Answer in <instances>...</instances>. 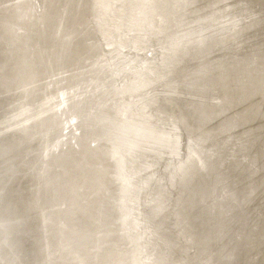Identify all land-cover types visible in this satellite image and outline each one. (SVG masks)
<instances>
[{
  "label": "bare ground",
  "instance_id": "bare-ground-1",
  "mask_svg": "<svg viewBox=\"0 0 264 264\" xmlns=\"http://www.w3.org/2000/svg\"><path fill=\"white\" fill-rule=\"evenodd\" d=\"M220 1L221 0H0V28L3 32H6V34H9V38L7 39L0 36V42L4 44V46L0 48V55L2 56V59H0V69L3 68L7 58L14 56L12 64L17 67L13 74V78L16 81V85L19 83L24 85L23 89L28 87H39L38 83H32V85H30L31 81L35 82L40 74L45 76L44 84H46V87L42 90L48 93L47 91L49 89L51 96L48 95L47 99L42 97L39 103L40 106L43 103H45V105L49 104L51 100L57 96L56 93L52 92L53 88H57L60 91L59 95L61 96L62 103H52L50 108H59L61 105H65L68 110H71V107L68 105L69 103L75 104L82 102L83 95L87 92L86 89L94 90V92H96V99L88 105L87 112L102 117V113H107L105 108L111 106L110 104L113 102V105L117 104L120 108L119 112H117V116L121 118L120 123H126L125 125H127L129 121L134 118L133 109L129 104L137 102L138 104L134 110L137 109V112H140V108H142V114L146 115V122L152 123L150 121L153 119V123L146 128V136H143L145 133H142L144 143L140 146V149L138 148V153L143 154L148 148L146 143L155 142L156 139L166 141L165 138L169 136V133L166 132L168 127L165 128V126L169 125L167 121L171 122L172 117L173 119L175 117L176 123L180 125V129L182 128L181 130L184 131L187 127H191L184 119L181 106L185 103H187L188 106L195 105L190 100L193 102L196 101L199 105V96L206 93L203 89L208 88V86L211 88V75L213 71H211L210 62L212 60L211 58H206V54L202 55L201 51L204 50L202 45L205 43L206 39L213 37V35H210L213 32L211 31L205 34V26L209 25V23L201 26L203 23H200V20L202 19L201 22H203V20L210 18V21H212L211 18L220 10L221 6L218 5ZM253 2L254 4L246 0L247 5L251 6L252 4L254 6L251 15L257 14L256 19L258 21L257 23L254 21L251 30L245 34L244 41L251 39L254 48L261 50L262 48L264 49V32L261 33L263 39L257 42L258 37L256 36L259 30H255L264 25V23H262V18L264 17V0H254ZM167 3L171 4L172 9L170 8V10H167V8H165V4ZM229 5H231L230 2ZM168 14L170 15L169 21L171 23L165 25ZM251 15L247 13L246 16ZM160 18L162 19L157 21ZM181 22L187 24L188 29L191 23H198L196 24L198 29L195 31V33L198 34L194 37L196 44L191 42L188 45H183V47H187L186 49L188 53H190V55L184 59L186 60L185 64L187 69L183 71V74H181L179 78L175 77L178 74V70L171 65H166L165 68L161 70L162 72H160L159 76L154 72V68H157L160 66L161 62H163L162 58L166 57L164 53L180 47V43L184 36H189L191 33H182L183 29L181 27ZM237 22L236 20L235 25H237ZM168 30H171L172 36L164 43H160L156 36L161 34L163 36ZM254 31L255 33H253ZM92 34L98 35L99 39H103L105 35L125 39L132 36L133 38L130 41L125 40L124 43L118 40L119 47L117 49L113 47V40L104 43V46H106L105 48L109 47V49H106L109 55L108 61L113 63L120 58L122 62L118 63L124 68L123 71L132 70L130 72L133 73V78H131V82L133 83L125 84L122 89V91H129L128 96L125 92L117 93V103L114 99L115 95L113 94H106L105 92V94L100 95L103 91L101 89L106 87L104 84H98L97 77L91 76V78H87L82 82L77 80V78L80 80L81 75L79 74H82L83 70V55L86 54L85 58H89L94 48V41L97 40L95 39L96 35L93 37ZM143 36L146 39H152L150 43L154 44L155 47L153 45L140 46L137 40L145 42L146 39H144ZM249 43L250 42H248V44ZM153 48H159L157 55L153 54L139 61L134 60V57L132 58L130 55V53L135 52L139 54L146 49H149L150 52ZM126 56H128V58H125ZM74 60L79 62H75L74 64ZM131 62L134 64H131ZM94 64L95 63L91 62L90 66ZM242 66L245 69L250 67L242 76H236L233 72L226 73L223 77H219L217 82L218 85L225 86V88L227 87V92L219 94L217 101H214L211 106L208 104H206V106L216 111V118L221 119L222 117L223 119L224 117L227 122L232 121L230 116L236 119L237 116H239L241 121L239 127L241 128V126H244V130L248 132L250 142L247 152L249 153L250 151L251 153L248 161L250 162V160L254 159L256 165L253 171L255 175L249 181L251 193L247 206L251 209L252 215H250L251 217L249 220L247 219L248 223L246 222L248 239L247 237L245 238V264H264V162L263 164H260L262 161L260 163L258 162L260 157L264 159V135H258L260 131L258 122L259 120V123L264 122V54L261 53L260 55L258 52H255L254 59L253 61L251 60V65H249L248 62H244ZM111 71L117 77L115 83L118 84V86H122L121 84L124 83V79H128V77L123 76V73L117 68H113ZM149 72L152 73L153 77L151 79L152 81L147 83L144 82V76ZM164 76L165 78H162ZM181 76H186V78L181 79ZM174 77L178 79V83L177 81L176 83L179 85L168 88L166 91L162 84L159 85L164 79ZM0 79H4V77H0ZM180 80L183 81V83H180ZM92 84H94V88L91 87ZM144 86L147 87L144 88ZM4 87L5 89L8 88V86ZM137 87H141L140 90L143 92H137ZM242 94H244L243 99L239 102L236 101L235 98ZM229 96L234 99L233 102L231 101L232 108H230L229 105ZM251 96H255V99L250 100L248 103ZM141 97L145 99L153 98V101L146 107V102L142 103L145 99L140 100ZM25 100L28 101L27 98H24L22 101ZM160 100L163 102H170L169 111L159 104L161 102ZM216 103L217 105L219 103L222 104L216 107ZM2 105L3 101H0V106ZM40 108L41 107L37 108L38 111L34 115L27 116L17 125L22 124V129L26 130L28 126H25V124L28 120L34 119L35 123L42 121L44 115L48 113H45V109L41 110ZM14 109L15 108H13V110ZM19 109L21 111L25 110L24 107H20ZM1 113L2 111H0V114ZM19 115L20 114H15L14 116L17 117ZM78 117H81L79 109L73 110L69 117L63 112L58 119L59 121L56 120L55 124H62L64 130H67L69 122H73ZM179 119L180 121H178ZM102 120V123L108 122L105 119ZM54 125L52 123L48 125L47 123L45 131L43 128V134L41 136L38 135L41 137L39 145L41 146L40 154L42 155V165L41 169L38 167L37 170H39V174H44L51 169L53 170L52 173L51 171L49 172L50 174L46 173L41 184L37 183V181H39V174H36V176L32 178L27 169L20 173L21 181H32L35 186H32L31 191L30 188L25 189L29 191L28 193L25 191V196L27 197V203H31L32 199L36 202L38 199L35 206L31 207L32 209L35 208L36 213L42 212L43 210L41 196L44 195L45 192L47 193L48 190H51L49 187L52 185H50V183H53L54 175L61 173L64 169L61 161L52 164L49 158L54 148L58 149L55 142L49 144L50 140H45V137H47ZM89 125L90 124H86L87 127H89ZM1 126L3 125L0 123V128ZM86 126L84 125V127H81V130L80 127L75 128L77 131L81 132L74 135L72 138L74 139L73 143L75 142L77 144V148L71 154L70 172H72L71 177H74L73 182L65 187L63 192L64 196L60 200H55L53 195L50 194L45 202V207L51 206L54 208V211H56L55 209L62 210L59 216H50V219H52V224L57 227L56 232L67 237L62 246V249L65 251V259H67V257L71 258L72 253L69 249L71 246L70 243L75 244L76 242H74V240L85 232L83 235L89 234V239L82 242L84 245H89L91 248L92 259L90 264H122L123 262L120 256L125 253V250L120 246L119 237L121 236V232L127 233L129 228L132 227L140 232V236H145L149 243L152 241L153 251L144 252L143 255V258H151L154 256V252H156L159 244H162L160 238L161 229L157 225L158 223H155L154 215L157 213L149 209L151 197L149 194H146L142 199V207L139 209L136 207L133 197L129 198L123 196V194L121 195L120 188L123 185H127L131 181V178L135 180L138 174H141L145 169L151 167L153 163L152 159L150 155H139L138 158L136 157V163L138 164H133L128 153L132 151V144L136 138V134L128 130L116 132L113 128L104 125H102L100 129H105L108 132L106 134H100V129L99 133H97L98 130H92V133L97 135L89 137L87 148H82L76 137H80L84 134V130L87 128ZM193 126L197 133L196 135H191L196 138V146L193 148V151L200 165L199 171L202 172V170L205 169L203 167L206 166V162L204 158L200 156V152L197 151L196 148L198 147L197 149H201V147L209 146L213 149V145H215L214 142L218 138L211 139V135L203 134L202 131L204 129L199 123L196 124L193 122ZM262 126H264V124ZM28 130L29 132H25V134L22 133L23 138H21L20 142H15V145H20L24 143V141L30 140L28 137L34 135L32 134L34 132L29 128ZM53 130H55V128H53ZM148 133L150 134L149 137L147 135ZM64 135H66V133ZM136 140L138 141L139 139ZM252 141L254 152L251 147ZM8 147L7 144L0 143V153L2 154H0V156L4 163H8L12 160V155H8ZM26 149H29V147ZM163 149L168 162L172 156L171 150L167 151L166 148ZM27 152H29V150H27ZM2 156L6 158L4 159ZM133 156L134 154L131 153L130 157L132 158ZM111 158L113 160L115 158L118 161L116 166L112 164ZM45 160L51 163L45 162ZM35 165V161L32 162L31 166ZM90 169L92 172H90ZM215 169H217L216 175L218 178L213 185H216V190H219L217 194L218 204L219 201H221V203L225 201L227 204L232 203L235 188H231L227 181L230 172L228 171L227 174L223 169L220 170L217 167H215ZM95 170L98 172L95 173ZM117 170L120 171L119 176L115 175V171ZM108 175L110 181H107ZM133 181L130 182L131 186L134 184ZM243 185L242 182V186ZM110 191L111 199L108 198V201H113L116 206L117 204L119 205L118 202L121 199L126 201L128 211L123 212V216L128 220L132 219L134 226L130 224L123 225L121 223V225L116 227V222L118 220L117 217L113 215L109 219L108 228L104 231L105 235H101L103 230L101 229L102 214L100 207L102 202L106 200L104 196ZM160 191L161 190H159V192ZM161 197L157 201L158 208L164 205V199ZM87 205H90L88 206L90 208H88ZM1 209L4 211L5 208L3 205ZM148 209L150 211H148ZM23 210L24 213L22 215H28V209L26 210L25 206ZM140 211H144L142 218L139 215L141 213ZM229 212L230 208L224 210V213ZM230 215L233 217L234 213ZM122 222H124V220H122ZM173 224L180 226L178 220L174 221ZM43 225L44 222L41 220V228H43ZM84 226L88 227L81 230ZM238 229H241V227ZM205 230L209 231L208 229ZM175 231H177L175 236L176 239L172 243L179 244L183 242L185 244V249H183L185 257L181 260L174 258L176 262H173L174 264H210L204 263L202 257L198 256L197 253L199 250L198 243L206 242L204 239L200 238V241L197 238L195 239V237L191 235L193 233L190 234L181 226L177 227ZM107 232H110V235ZM39 233L45 235L43 229H41ZM46 233L47 235H51L52 230L49 229ZM105 236L106 238L109 236L111 239L109 243H106ZM47 238L42 239L46 244L48 243ZM174 244L170 245L175 246ZM146 245L147 243L141 244L143 250ZM208 246L211 249L214 247L210 244H208ZM215 250L218 252L214 251V253L216 256H219V253H221L220 249ZM221 250L223 251V249ZM237 252L238 249L235 247L228 249L222 255L224 257L223 264H234ZM40 255L42 258H38L36 261L39 260L38 262L44 263L48 259L47 255ZM98 255H100V257ZM166 256L168 257V252ZM54 261L57 260L55 259Z\"/></svg>",
  "mask_w": 264,
  "mask_h": 264
},
{
  "label": "water",
  "instance_id": "water-1",
  "mask_svg": "<svg viewBox=\"0 0 264 264\" xmlns=\"http://www.w3.org/2000/svg\"><path fill=\"white\" fill-rule=\"evenodd\" d=\"M247 1H251V3L254 4V0ZM229 2L231 5H229ZM252 4L251 6L247 5L246 0H221L218 4L221 6L220 10L211 18L212 21H210V18L203 20V22H201L202 19L200 20V23H203L201 26L209 23V25L205 26V34H208L211 31L213 32L210 34L213 35V37L206 39L205 43L202 45L204 50L201 51L202 55L206 54L205 57L211 58L212 60L210 62L211 71H213L211 75V88L208 86V88L203 89L206 93L199 96V105L196 101L193 102L190 100L195 105L188 106L187 103H185L183 104L184 106H181L184 119L188 125H191V127H187L184 131L181 130L182 128L180 129V125L176 123L175 117L174 119L172 117L171 122L167 121L169 125L165 126V128L168 127L166 132L169 133V136L165 138L166 141L156 139L155 142L146 143L148 148L143 154L138 153L140 146L144 143L142 133H145L143 136H146V128L153 123V119L150 121L152 123L146 122V115L142 114V108H140V112H137V109L134 110L138 104L137 102L129 104L133 109L134 118L129 121V124L127 125H125L126 123H120L121 118L117 116V112H119L120 108L117 104L113 105V102L110 104L111 106L105 108L107 113H102V117L87 112L88 105L96 99V92H94V90L86 89L87 92L83 95L82 102L75 104L69 103L68 105L71 107V110H68L65 105H61L59 108H50L52 103H62L61 96L59 95L60 91L57 88H53L52 92L56 93L57 96L53 98L49 104L45 105V103H43L40 106L39 103L42 97L47 99L48 95L51 96L49 89L47 91L48 93L42 90L46 87V84H44L45 76L40 74L35 82L31 81L30 85H32V83H38L39 87H28L23 89L24 85L21 83L16 85V81L13 78V74L17 67L12 64L14 56L7 58L4 62L3 68L0 69V77H4V79H0V101H3V105L0 106V111H2L0 114V123L3 125L0 128V143L9 146L8 155H12V160L8 163H4L0 156V264H90L92 259L91 248L89 245H84L82 242L89 239V234L83 235L85 233L83 232V236L79 235V238L74 240V242H76L75 244L70 243L71 246L69 249L72 253L71 258L67 257V259H65V251L62 249V246L67 237L56 232L57 227L52 224V219H50L52 216H59L62 210L55 209L56 211H54V208L51 206L45 207V202L50 194L53 195L55 200H60L64 196L63 192L65 187L74 180V177H71L72 172H70V165L71 154L77 148V144L75 142L73 143L74 139L72 138L74 135L81 132L77 131L75 128L80 127L81 130V127H84V125L86 126V124L90 125L89 127L86 126L87 128H85L84 134L80 137H76L82 148H87L89 137L97 135L92 133V130H98L97 133H99V129L104 125L113 128L116 132L128 130L131 133L136 134V138L132 144V151H129L128 153L133 164H138L136 163V157L138 158L139 155H150L153 162L151 167H148L141 174H138V177H136L135 180L131 178L130 182L134 180L132 186L130 185V182L125 186L123 185L120 188V192L121 195L123 194L125 197H133L135 199L136 207L139 209L142 207L143 197L146 194H149L151 197L149 209L152 212L157 213L154 215L155 223H158L157 225L161 229L160 238L162 244H159L156 252H154V256L151 258H143L144 252L153 251L151 244L152 241L149 243L145 236H140V232L137 229L135 230L134 227L129 228L127 233L121 232V236L119 237L120 246L125 250V253L120 256V258H122V264H174V258L180 260L184 259L185 255L183 249H185V244L183 242H180L179 244L172 243L176 239L175 236L177 231L175 230L180 226L190 234L193 233L191 235L195 237V239L197 238L199 241L204 239L206 241L198 243L199 250L197 251L198 256L202 257L204 263L223 264L224 257L222 255L228 249L235 247L238 249V252L236 253L234 264H245V238L248 235L246 222L248 223V220L251 217L250 215H252L251 209L247 206L251 193L249 181L255 175L253 171L256 162L254 159L250 160V162L248 161L251 155L250 151L249 153L247 152L250 141L248 138V132L244 130V126H241V128L239 127L241 125L240 117L237 116L236 119L230 116L232 121L229 122H227L224 117L223 119L222 117L221 119H218L216 118V111L206 106V104L211 106L214 101H217L219 94L227 92V87L225 88V86L218 85L217 82L219 77H223L226 73L233 72L242 76L246 70L250 69V67L245 69L242 66V63L248 62L249 65H251V60L253 61L255 52H258L260 55L261 53L264 54L263 48L261 50L254 48L251 39L244 41L245 34L251 30L254 21H256V23L258 21L256 19L257 14L251 15V12L254 9ZM165 5L166 7H164L167 8V10H170V8L172 9L171 4L167 3ZM247 13L251 16H246ZM169 16L170 15L168 14L165 25L171 23L169 21ZM161 19L162 18L157 21H160ZM236 20L238 21L237 25H233ZM262 20V23H264V17ZM196 24L195 22L191 23L189 25L190 28L188 29L187 24L181 22V27L183 29L182 33H191L189 36H184L180 43V47L164 53V56L166 57L162 58L163 62H161L160 66L154 68L155 73L160 76V72H162L161 70H163L166 65H171L178 70V74L175 77H179L183 74V71L187 69L185 64L186 60L184 59L190 55L186 49L187 47H183V45H188L191 42L196 44L194 41V37L198 34L195 33L198 29ZM255 31H258L256 37H258L257 42H259L264 37V35L262 37L261 34L264 32V25ZM255 31L253 33H255ZM8 35L9 34H6V32H3L0 28L1 37L7 39L9 38ZM92 35L94 37L96 34ZM171 36L172 32L171 30H168L163 36L161 34L156 37L160 43H164ZM143 38L146 39L144 36ZM95 39L97 40L94 41V48L89 58H85L86 54L83 55V70L82 74H79L81 75L80 80L79 78H77V80L82 82L87 78H91V76L97 77L98 84H104L106 87L101 89L103 91L100 95L105 94V92L106 94H113L115 95V98H113L117 103V93L125 92L128 96L129 91H122V89L125 84L133 83L131 82L133 73L130 72L132 70L126 72L123 71L124 68L118 63L122 62L120 58L113 63L108 61L109 55L106 52V49H109V47L105 48L106 46H104V43L113 40V47L117 49L120 40L124 43L125 40L130 41L133 38L132 36L125 39L105 35L103 39H99L98 35H96ZM150 41L152 42V39H146L145 42L137 40L140 46L153 45L155 47ZM248 42L250 43L248 44ZM3 46L4 44L0 42V48ZM158 52L159 48H153L150 52L149 49H146L139 54L135 52L130 53V55L132 58L134 57V60L139 61L144 57H149L153 54L157 55ZM125 58H128V56ZM0 59H2L1 55ZM75 62L78 63L79 61L77 62V60H74V64ZM91 62L95 64L90 66ZM131 64L134 63L131 62ZM113 68H117L123 73V76L128 77V79H124L125 81L121 84L122 86H118V84L115 83L117 77L111 71ZM144 77V82L150 83L153 76L152 73L149 72ZM175 77L166 78L160 82L159 85L162 84L165 87V91L166 89L168 90V88L179 85L177 84L178 79ZM162 78H165V76ZM184 78H186V76H181V79ZM179 82L183 83L181 80ZM4 86H8V88L5 89ZM91 87L94 88V84H92ZM146 87L147 86H144V88ZM140 88L141 87H137L136 91L142 93L143 91H141ZM243 96L244 94L238 95L235 100L239 102L243 99ZM24 98H27L28 101H22ZM142 99L145 98L141 97L140 100ZM228 99L230 108H232L231 101L233 102L234 99L230 96ZM152 101L153 98H147L142 101V103L146 102L145 106L147 107ZM159 104L169 111L170 102L161 101ZM20 107H24L25 110L21 111L19 109ZM39 107H41V110L45 109V113L48 114L44 115L42 121L36 123L34 119L28 120L25 126H28V128L34 132L32 133L34 135L28 137L30 140L24 141V143H21L20 145H15V142H20L21 138H23L22 133L25 134V132H29L27 127L26 130H24L22 129V124H17L21 123V121L27 116L34 115ZM216 107L218 106L216 105ZM13 108L15 109L13 110ZM75 109H79L81 117H78L73 122H69L67 130H64L62 124H55V121H59L58 119L63 112L69 117L71 112ZM15 114L20 115L15 117ZM102 119H105L108 122L102 123ZM178 121H180V119ZM193 122L202 125L204 129L202 131L203 134L211 135V139L218 138L216 140L217 142L213 140L215 141L213 149L209 146L201 147V149H197L198 147L196 148V150L200 152V156H202L206 162V166L203 167L205 169L202 170V172L199 171L200 165L193 151V148L196 146V138L191 135L197 134L194 130ZM259 122L258 125L260 131L258 135H264V126H262L264 122ZM47 123L48 125L51 123L55 125L51 128L52 130H50V133L45 137V140H50L49 144L55 142V145L58 146V149L54 148L52 154L49 156L50 161L52 164L61 161L64 169L61 173L54 175L53 183L51 182L50 185H52L49 187V189H51L50 191L53 192L48 190L47 193L45 192L46 194L44 193V195L41 196L43 210L42 212L36 213L35 208L32 209L31 207L35 206L38 199L36 202L35 200L30 199L31 203H27V197L25 196V189L30 188L31 191L32 186H35L32 181H21L20 173L27 169L32 178L35 177L36 174H39V170L37 169L38 167L41 169L42 165V155L40 154L41 146L39 145V142L41 139L40 136L43 134V128L45 131ZM53 128H55V130H53ZM100 132V134H106L108 131L100 129ZM65 133L66 135H64ZM147 135L149 137L150 134L148 133ZM100 138L104 139L102 137ZM136 139L139 140L137 141ZM28 147L29 149H26ZM251 147L253 150V141ZM163 148H166L167 151L171 150L172 156L168 162ZM27 150H29V152H27ZM131 153L134 154L132 157L133 160L130 157ZM2 157H4V159L6 158L5 156ZM34 161L36 165L31 166ZM45 162L48 161L45 160ZM111 162L115 166L118 163L115 158L114 160L111 158ZM258 162L263 164L264 159L260 157ZM215 167L220 170H225L227 174L228 171L230 172L227 181L231 188H235L232 203L227 204L225 201H223V203L219 201L218 204L217 194L219 190H216V185H213L218 178L216 175L217 169H215ZM50 171L52 173L53 170L50 169L44 174H39V181H37V183L41 184L45 174H50ZM90 172H92L91 169ZM97 172L98 171L95 170V173ZM119 172L120 171L118 170L115 171V175L119 176ZM107 181H110L109 175ZM242 182L244 184L243 186ZM159 190L161 191L159 192ZM28 192L29 191L27 190L26 193ZM104 197H106V200L104 198L105 201L102 202L100 207L102 214L101 229L103 230L101 235H105L104 231L108 228L109 219L113 215L117 217L118 220L116 222V227L121 225V223L123 225L130 224L131 226H134L132 219L128 220L123 216V212L128 211L124 199H121L118 202L119 205L117 204L116 206L113 201H108V198L111 199V191ZM160 197L164 199V205H162L163 207L158 208L157 201ZM2 205L5 208L4 211L1 209ZM24 206L26 207V210L28 209V215L25 214L26 216L22 215L24 213ZM88 206L90 205H87V207ZM227 208H230V212L224 213V210ZM149 209L148 211H150ZM140 212L139 215L142 218L144 211ZM231 213H234L233 217L230 215ZM41 220L44 222L43 228H41ZM122 220H124V222H122ZM176 220H178L180 226L173 224ZM88 226L82 227L81 230L86 229ZM239 227H241V229H238ZM41 229H43L45 235L39 233L41 232ZM49 229L52 230L51 235L53 236L47 235L46 232ZM205 229H208L209 231H206ZM107 233L110 235V232ZM44 238L48 239L47 244L42 240ZM104 238H106V236ZM105 241L106 243L111 241L109 236ZM142 243H147L144 250L141 247ZM170 244H174L175 246ZM208 244L214 246L213 249H211ZM215 249H220L221 253H219V256H216L214 253V251L218 252ZM221 249H223V251ZM167 252L168 257L166 256ZM40 254H43V256L47 255L48 259L44 263L38 262L39 260L36 261L38 258H42ZM98 256L100 257V255ZM53 257L57 261H54L55 259Z\"/></svg>",
  "mask_w": 264,
  "mask_h": 264
},
{
  "label": "flooded vegetation",
  "instance_id": "flooded-vegetation-1",
  "mask_svg": "<svg viewBox=\"0 0 264 264\" xmlns=\"http://www.w3.org/2000/svg\"><path fill=\"white\" fill-rule=\"evenodd\" d=\"M233 25H235V21H234ZM256 27H257V26H256ZM261 48H262V47H261ZM238 68H240V67H238ZM235 74H236V73H235ZM236 76H239V75L236 74ZM258 82H259V81H258ZM254 99H255V96H251V98L248 100V103H249L250 100H254ZM221 104H222V103H219V104L217 105V103H216L217 106H219V105H221ZM216 105H215V106H216ZM225 197H226V199H227V196H226V195H225Z\"/></svg>",
  "mask_w": 264,
  "mask_h": 264
}]
</instances>
